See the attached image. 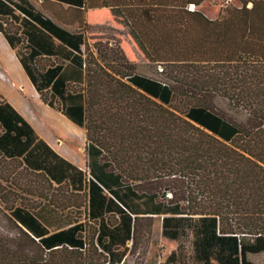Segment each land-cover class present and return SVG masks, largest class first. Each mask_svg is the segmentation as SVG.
Listing matches in <instances>:
<instances>
[{"label":"trees","instance_id":"16d2710c","mask_svg":"<svg viewBox=\"0 0 264 264\" xmlns=\"http://www.w3.org/2000/svg\"><path fill=\"white\" fill-rule=\"evenodd\" d=\"M6 1L78 52L90 25L128 28L134 50L162 68L158 77L135 73L126 58L98 69L83 61V127L88 149L115 175L108 193L127 213L123 187L157 213L210 218L235 240L241 264H255L249 256L264 255V0L227 6L214 20L188 9L205 0H51L85 18L72 32L26 0ZM217 94L235 115L212 107ZM89 154L90 179L105 191ZM30 175L42 184L0 176V264H116L94 231H33L23 194L47 197L52 188Z\"/></svg>","mask_w":264,"mask_h":264},{"label":"crops","instance_id":"0c3cea01","mask_svg":"<svg viewBox=\"0 0 264 264\" xmlns=\"http://www.w3.org/2000/svg\"><path fill=\"white\" fill-rule=\"evenodd\" d=\"M26 1L65 30L83 26L85 18L65 5ZM80 49L0 0V163L41 175L52 188L47 197L23 194L36 221L33 231L43 237L94 231L116 264H241L235 240L214 231L210 218L157 213L145 199L131 200L123 187L120 201L127 213L108 193L116 189L115 175L88 149L83 127L84 46ZM89 153L105 191L90 179Z\"/></svg>","mask_w":264,"mask_h":264},{"label":"rangeland","instance_id":"374dc122","mask_svg":"<svg viewBox=\"0 0 264 264\" xmlns=\"http://www.w3.org/2000/svg\"><path fill=\"white\" fill-rule=\"evenodd\" d=\"M244 0H205L201 5L195 7L194 10L200 11L206 17L217 18L227 6L240 7L241 2ZM192 5L188 6V9L192 10ZM250 7V4L247 5ZM129 30L127 27L120 23H110L108 21L101 22L99 24L90 25L88 34L86 37V46L84 47V54L87 58V62L91 69H98V66H102L105 62L114 65V57L120 59L132 60L131 63L133 71L135 73L158 77L162 70L161 67H157L153 63H147L143 57L134 50L131 45V41L128 37ZM128 52V54H126ZM131 56V59H130ZM113 59V60H112ZM165 75V73H163ZM158 103V102H156ZM212 107L217 109L222 114V109L227 111L228 116L235 115L227 109L226 102L222 99V96L217 94L213 98ZM171 107L182 108V105L175 102ZM239 118L243 115H237ZM6 166V167H5ZM0 176L6 179L8 182L16 183L22 186L25 182H31L32 185L42 184L40 180L36 179L30 174H27L15 163L4 165L0 163ZM46 190L51 191V187L42 185ZM1 207V206H0ZM0 214V231H6L3 228L4 221ZM255 264H264V255L249 256Z\"/></svg>","mask_w":264,"mask_h":264},{"label":"bare ground","instance_id":"6f19581e","mask_svg":"<svg viewBox=\"0 0 264 264\" xmlns=\"http://www.w3.org/2000/svg\"><path fill=\"white\" fill-rule=\"evenodd\" d=\"M192 9H193V7H192Z\"/></svg>","mask_w":264,"mask_h":264},{"label":"water","instance_id":"95a60500","mask_svg":"<svg viewBox=\"0 0 264 264\" xmlns=\"http://www.w3.org/2000/svg\"><path fill=\"white\" fill-rule=\"evenodd\" d=\"M191 7H193V6H191Z\"/></svg>","mask_w":264,"mask_h":264}]
</instances>
